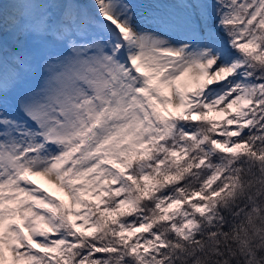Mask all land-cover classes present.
<instances>
[{"label":"snow or ice","instance_id":"1","mask_svg":"<svg viewBox=\"0 0 264 264\" xmlns=\"http://www.w3.org/2000/svg\"><path fill=\"white\" fill-rule=\"evenodd\" d=\"M0 264H264V0H0Z\"/></svg>","mask_w":264,"mask_h":264},{"label":"rangeland","instance_id":"2","mask_svg":"<svg viewBox=\"0 0 264 264\" xmlns=\"http://www.w3.org/2000/svg\"><path fill=\"white\" fill-rule=\"evenodd\" d=\"M40 183H41V186H42V187H43V186H47L46 183L43 182V181H40ZM57 194L61 195L62 198H65V197H63V194H62V193H57ZM65 199H66V198H65Z\"/></svg>","mask_w":264,"mask_h":264}]
</instances>
